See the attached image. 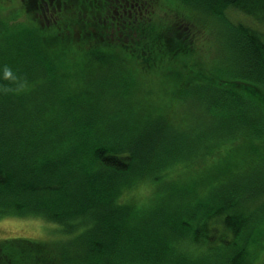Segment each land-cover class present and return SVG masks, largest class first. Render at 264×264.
<instances>
[{
    "label": "trees",
    "instance_id": "16d2710c",
    "mask_svg": "<svg viewBox=\"0 0 264 264\" xmlns=\"http://www.w3.org/2000/svg\"><path fill=\"white\" fill-rule=\"evenodd\" d=\"M21 2L35 21L51 17L36 21L39 29L75 36L81 26L95 56L101 45L125 43L146 65L183 64L194 48L192 29L176 20L153 49L139 6L146 0ZM178 2L225 22L238 46L235 66L190 71L174 90L185 104L204 92L224 129L210 143L147 104L120 118L84 108L116 93L117 82L93 76L74 93L50 54L64 36L49 42L27 31L10 40L0 24V218H41L62 232L54 241L0 240V264H252L264 226V147L254 153L264 142V34L226 13L264 22V0ZM124 83L118 94L128 98ZM143 189L148 202L138 199Z\"/></svg>",
    "mask_w": 264,
    "mask_h": 264
},
{
    "label": "rangeland",
    "instance_id": "374dc122",
    "mask_svg": "<svg viewBox=\"0 0 264 264\" xmlns=\"http://www.w3.org/2000/svg\"><path fill=\"white\" fill-rule=\"evenodd\" d=\"M146 1L141 2L139 6L140 12H144L146 15V23L144 22L146 32L150 36H155L151 39L153 49L158 45L156 42L161 43L158 38L160 33L170 34L172 30L170 28H174L173 22L176 20L184 24V28L188 24L192 29L193 39L190 35L191 39L188 43L194 48L190 50L189 55H184V59L187 60L186 63L180 64L178 61H169L165 64L155 60L153 64L147 63L148 65H146L138 56L132 57L129 55L130 51L128 53L127 50L123 49L122 45L125 43L119 45L107 43L101 45L102 47L99 46L101 56L86 53L87 49L90 52L95 41L93 37L84 38L79 31L83 29L81 26L77 27L79 30L75 32V36L66 35L65 32H61L56 27L52 28V31L49 28L39 29L38 23L42 25L50 23L51 17L49 16L46 22L45 18L36 19L38 22L36 23L35 17L24 9L21 0L0 1V24L3 30L1 37L6 36L12 40L16 36L21 37L27 31H32L34 34L44 33V39L49 42H57L56 39L59 36H64L62 41L50 47V54L54 59L55 76L70 91L75 93L79 90L80 84L93 76L91 79L93 82H117L116 93H105L98 103L91 105L85 103L82 105L84 108H99L101 112L120 118L124 114H130V111L136 106L142 108V104H147L153 111L171 116L173 118V121L169 122L171 125L182 127L187 124V127L195 133V138H199L206 132L204 137L207 139L205 140L210 143L212 138L222 133L224 129H222L223 123H218L210 118L206 107L208 99L203 97L204 92L193 93V96L185 104L174 90L186 82L190 71L197 73L235 66L239 56L235 38L233 37L232 40L231 31L225 22L204 14L200 7H194L193 4L186 5L178 2L179 0ZM226 17L230 23L236 25L242 23L264 34V22H257L234 10L228 11ZM147 24H149L150 32L147 29ZM173 30L176 31V29ZM64 33L65 35H62ZM138 41L140 38L133 42ZM1 47H3L2 44H0ZM152 48L150 49L153 50ZM153 65H163L164 68L153 67ZM100 68L102 71L98 75H94ZM124 81L129 82L127 87L128 98L118 94V89L125 84ZM182 88L183 86L180 90ZM120 89L122 91L124 87ZM197 98L200 99L197 100ZM204 99L207 100L206 104H202L206 102ZM140 102L141 104H139ZM263 147L264 142L256 147L254 153L262 151ZM247 149L252 152L253 145L249 144ZM138 196L142 202L151 200L149 192L145 189L141 190ZM262 230V239L257 245L253 244L251 247V249L253 248V252H250L252 253V264H258L264 257V226ZM61 236V227L58 224L41 218L11 216L0 218V240L27 238L54 241Z\"/></svg>",
    "mask_w": 264,
    "mask_h": 264
}]
</instances>
